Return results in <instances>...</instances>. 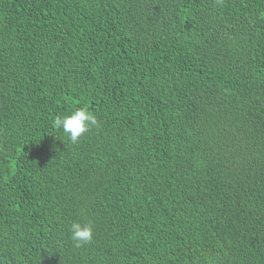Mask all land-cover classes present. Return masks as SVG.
Instances as JSON below:
<instances>
[{"label": "trees", "instance_id": "16d2710c", "mask_svg": "<svg viewBox=\"0 0 264 264\" xmlns=\"http://www.w3.org/2000/svg\"><path fill=\"white\" fill-rule=\"evenodd\" d=\"M0 264H264V0H0Z\"/></svg>", "mask_w": 264, "mask_h": 264}, {"label": "clouds", "instance_id": "9594fccd", "mask_svg": "<svg viewBox=\"0 0 264 264\" xmlns=\"http://www.w3.org/2000/svg\"><path fill=\"white\" fill-rule=\"evenodd\" d=\"M143 45L144 40L138 39L132 41L124 49V57L129 56L133 51H142ZM97 123V117L84 107L77 108L70 114L63 116L57 115L53 121L54 127L56 129H62L63 133L72 144L80 143L81 138L89 132L93 126L97 125ZM73 185L74 179L66 177L63 188L65 195L72 189ZM72 191H70V193ZM69 232L71 241L74 243L75 247L78 248L90 244L94 238L93 225L90 222L81 223L79 221H74L70 225Z\"/></svg>", "mask_w": 264, "mask_h": 264}]
</instances>
